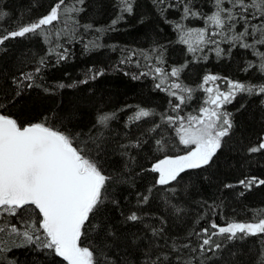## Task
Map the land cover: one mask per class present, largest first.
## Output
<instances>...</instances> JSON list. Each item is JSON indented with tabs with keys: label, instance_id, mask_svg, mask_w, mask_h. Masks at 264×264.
<instances>
[{
	"label": "snow or ice",
	"instance_id": "1",
	"mask_svg": "<svg viewBox=\"0 0 264 264\" xmlns=\"http://www.w3.org/2000/svg\"><path fill=\"white\" fill-rule=\"evenodd\" d=\"M117 3L120 15L111 21L108 30H114L124 18L123 14H133L134 0H117ZM151 3L160 10L158 14L165 22L172 24L178 34L177 42L186 45L192 62L206 60V49L222 57L239 47L254 58L246 61L244 71L254 70L261 79L253 83L224 78L228 87L221 90L216 84L221 77L205 75L199 89L206 98L198 109L182 114L194 98V89L180 80L189 61L165 69L162 65L166 62V49L160 45L149 53H140L147 70L134 75L133 79L151 75L157 81L155 88L176 101L169 100L174 114L156 113L137 106L125 122V128L157 115L160 117L159 123L153 122L144 132L135 136L130 132L114 136L110 124L116 119L115 112L98 113L87 131L77 130L72 113H53L55 119L45 116L38 122H21L10 114L9 108L16 106L25 91L43 87L39 79L48 63L46 57L54 55L57 63L67 60L70 50L65 44L79 42L83 38L77 35L80 30L87 32L93 26L81 24L78 19L85 11L82 7L85 0H54L46 14L37 19L19 23L14 29H0V46L29 36L41 37L50 45L46 56L36 61L33 70L22 69L10 80L4 78V83H0V234L14 237V246L35 245L66 264H193L194 259L196 264H206L212 258L207 253L215 255L223 247L213 236L229 241L248 236L264 237V216L253 222H231L225 226L213 221L209 227L195 233L200 242L193 246L191 234L189 242L165 239L166 221L160 217L158 223H150L149 214L139 210L150 203L157 187L174 197L185 173L207 169L216 163L234 129L232 113L225 110V105L231 104L238 94L260 96L264 104V0H209L211 11L208 13L203 11L204 0H151ZM169 10L180 13L174 23L166 17ZM8 16L9 13L0 9V21ZM189 19H201L204 26L187 27L183 21ZM221 43L229 45L227 52L220 47ZM90 47L101 45L97 41L85 43V50ZM135 55L137 53L132 52L120 62L127 63ZM137 66H140L139 61ZM89 72L90 79L104 74L103 70L89 69ZM87 82V79L80 81ZM58 87L71 88L74 84L61 83ZM44 91L49 89L44 88ZM167 129L174 133L178 154H168L169 141L163 136ZM152 133H156L152 137L155 151L162 155L155 157L150 167L142 171L155 174L154 183L145 192L137 193L135 209L120 212L123 220L118 228L111 213L120 209L121 202L114 193L132 175L138 154L134 150L142 148L148 142L145 137ZM246 152L264 154V134L249 145ZM110 159L111 172L104 166ZM117 159L119 167L114 166ZM238 185L250 190L264 185V179L246 176ZM223 187L230 189L234 185L226 183ZM164 203L175 214L183 211L171 198L164 199ZM6 217H19V226L5 221ZM129 225L140 226V229L134 232L127 227ZM121 247L129 250L123 254V259L116 254ZM11 250L7 241H0V264L5 261L14 264L5 256ZM196 253L199 255L194 257L192 254ZM258 264H264V254Z\"/></svg>",
	"mask_w": 264,
	"mask_h": 264
},
{
	"label": "trees",
	"instance_id": "2",
	"mask_svg": "<svg viewBox=\"0 0 264 264\" xmlns=\"http://www.w3.org/2000/svg\"><path fill=\"white\" fill-rule=\"evenodd\" d=\"M53 3L54 0H0V9L9 13L8 17L0 21V29H14L19 23L35 20L46 14ZM197 6L199 7V3ZM82 7H85V11L78 19L81 24H91L92 30L85 32L81 29L77 35L83 38L79 39V42L65 44L70 50L67 60L57 63L54 55L46 57L48 63L42 69V79H39L43 87L25 91L16 106L9 108L10 114L19 121L38 122L45 116L53 117V113H72L73 125L77 130L87 131L98 113L115 112L116 119L110 124L114 136L117 133L123 135L125 132L135 136L144 132L153 122L159 123L160 117L157 115L141 121L139 125L125 128V122L137 106L154 110L156 113L174 114L169 104V100L173 98L155 88L157 81L151 75L133 79L134 75L139 76L141 71L147 70L144 67V57L140 53H149L153 47L160 45L166 49L164 52L166 62L162 65L165 69L170 70L173 66H180L189 61L188 67L181 73L180 80L194 89V98L184 107L182 114L186 115L198 109L206 98V94L199 89L205 75L221 77L219 82L222 87L226 84L224 78L253 83L261 79L254 70L244 71L246 61L253 57L239 47L233 49L230 55L222 57H217L214 51L206 49V60L192 62L193 57L187 52L186 45L177 42V32L172 24L166 23L158 14L160 10L153 7L151 0H134L133 14H123L124 18L114 26V30H108V27L111 21L120 15L117 0H85ZM203 11L206 13L211 11L209 0H204ZM179 16L178 11L169 10L166 13L167 19L173 23ZM183 23L187 27L204 26L201 19H189ZM96 29L101 31L97 32ZM89 41H97L101 47H90L85 50V43ZM221 44L220 47L227 52L229 45ZM49 48L50 45L38 36L6 41L5 46H0V83H4V78L10 80L13 74L22 69L33 70L36 61L41 56H46ZM132 52H136L137 55L133 56L131 61L120 62L127 59ZM89 69L93 72L103 70L104 74L96 79H90ZM85 79L88 80L87 83H80ZM61 83L74 84V87L59 88L58 85ZM44 88H48L49 91L45 92ZM261 99L262 97L256 95L238 94L231 104L225 105V110L232 113L234 129L216 163L207 169L185 173L184 180L177 186V194L174 197L170 192L157 187L150 203L139 209L142 213L149 214L150 223H158L160 217L166 221L165 239L189 242L191 234L190 242L197 246L200 241L197 240L195 233L201 228L209 227L213 221L225 226L231 222H253L254 219L264 216V185L253 186L250 190L238 185V181L246 176L264 179V154L249 155L246 152V148L256 143L258 137L264 134V104L261 103ZM175 102L173 99V103ZM153 136H156V133L146 136L148 142L142 148L134 150L138 154L132 175L127 183L118 186L114 193L121 202L120 209L111 213L118 228L122 226L123 220L120 212L127 213L135 209L137 193L145 192L146 188L154 183L155 174L142 171L150 167L155 157L162 155L155 151ZM163 136L169 141L168 154H178L171 129L163 132ZM180 147L182 149V146ZM104 166L111 172L112 160L110 159ZM114 166H120L118 159ZM226 183H231L234 187L226 189L223 187ZM241 192L243 195H240ZM166 198H171L173 204L178 205L183 211L175 214L164 203ZM18 220L19 217L5 218V221L17 223L19 226ZM127 227L134 232L140 229V226ZM12 239L14 237L0 234V241H7L8 246L12 248L5 256L14 264H65L61 258L54 257L48 250L38 249L35 245L16 247L12 244ZM212 239L221 243L223 247L215 255L208 252L207 256L212 258L207 260L206 264H258L261 255L264 254L262 236H248L232 241L222 236H213ZM128 251L121 247L116 254L123 259V254ZM192 255L195 257L199 253ZM193 264H196L195 259Z\"/></svg>",
	"mask_w": 264,
	"mask_h": 264
},
{
	"label": "rangeland",
	"instance_id": "3",
	"mask_svg": "<svg viewBox=\"0 0 264 264\" xmlns=\"http://www.w3.org/2000/svg\"><path fill=\"white\" fill-rule=\"evenodd\" d=\"M216 84L220 86L221 90H227V87H228L227 83L225 84V87H222V86L220 85L219 80H217V81H216Z\"/></svg>",
	"mask_w": 264,
	"mask_h": 264
},
{
	"label": "bare ground",
	"instance_id": "4",
	"mask_svg": "<svg viewBox=\"0 0 264 264\" xmlns=\"http://www.w3.org/2000/svg\"><path fill=\"white\" fill-rule=\"evenodd\" d=\"M178 38V37H177ZM222 45V44H221ZM226 49V48H225ZM190 56V55H189ZM214 56V55H213ZM230 58V57H229ZM253 59V58H252Z\"/></svg>",
	"mask_w": 264,
	"mask_h": 264
},
{
	"label": "water",
	"instance_id": "5",
	"mask_svg": "<svg viewBox=\"0 0 264 264\" xmlns=\"http://www.w3.org/2000/svg\"><path fill=\"white\" fill-rule=\"evenodd\" d=\"M66 264V262H64Z\"/></svg>",
	"mask_w": 264,
	"mask_h": 264
}]
</instances>
